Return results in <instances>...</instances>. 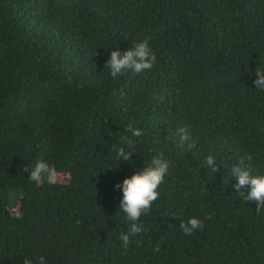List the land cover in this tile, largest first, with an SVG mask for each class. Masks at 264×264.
<instances>
[{"label": "trees", "instance_id": "obj_1", "mask_svg": "<svg viewBox=\"0 0 264 264\" xmlns=\"http://www.w3.org/2000/svg\"><path fill=\"white\" fill-rule=\"evenodd\" d=\"M145 40L154 66L111 77V51ZM258 67L264 0H0V264H264V211L231 171L251 155L264 175ZM130 122L125 162L110 149ZM161 153L169 171L125 248L115 185ZM37 159L69 180L31 181Z\"/></svg>", "mask_w": 264, "mask_h": 264}, {"label": "clouds", "instance_id": "obj_2", "mask_svg": "<svg viewBox=\"0 0 264 264\" xmlns=\"http://www.w3.org/2000/svg\"><path fill=\"white\" fill-rule=\"evenodd\" d=\"M157 57L148 46L147 40L139 42L134 47L120 51L119 48L111 51L110 58L105 62L106 68L109 69L111 77L116 78L125 74L128 70L135 73H140L145 70H150L156 63ZM255 88L264 91V69L258 67L256 69ZM178 133L181 142L188 139V130L181 127ZM128 135L120 138L119 145H113L110 151L115 154V159L120 161H130L136 140L142 132L139 128L133 126L130 122L126 126ZM247 160V162H246ZM216 158L213 155H208L205 159L206 166L210 167L213 172L217 170L215 166ZM252 156L247 155L245 158L241 156L236 166H233L231 171L237 177V183L234 185L240 196H243L246 201L256 202V211L260 213L264 211V175L252 174ZM170 161L163 158V154L154 156L150 164L135 172L130 177H125L122 184L117 183L115 187L122 190V198L119 201V209L126 215L127 220L131 222L128 233H121L120 239L123 241L125 248L130 244V237L142 232L144 229L137 221L142 215L148 213L154 201L158 199V187L164 181L166 174L169 171ZM24 171L29 173L28 178L36 182L38 185L42 182H47L52 185L58 182L60 176L57 170L50 166L43 159H37L32 167L25 166ZM247 188V192L241 191ZM17 218L22 213L15 212ZM180 228L186 235H192L197 229L203 228V222L197 217H189L187 221H181ZM159 245L156 250H159ZM24 264H33L27 258ZM38 264H45L44 257H39Z\"/></svg>", "mask_w": 264, "mask_h": 264}, {"label": "rangeland", "instance_id": "obj_3", "mask_svg": "<svg viewBox=\"0 0 264 264\" xmlns=\"http://www.w3.org/2000/svg\"><path fill=\"white\" fill-rule=\"evenodd\" d=\"M59 176H60V179L58 181L66 182L69 180V177L66 174H59Z\"/></svg>", "mask_w": 264, "mask_h": 264}]
</instances>
